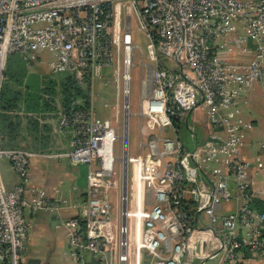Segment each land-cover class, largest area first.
I'll return each instance as SVG.
<instances>
[{
	"label": "built area",
	"instance_id": "1",
	"mask_svg": "<svg viewBox=\"0 0 264 264\" xmlns=\"http://www.w3.org/2000/svg\"><path fill=\"white\" fill-rule=\"evenodd\" d=\"M116 6L126 8L118 37ZM133 15L152 63L150 82L141 80L138 114L156 132L147 155L128 159L136 172L135 211L125 208L118 228L106 194L115 162L110 120L97 114L92 97L83 107L59 111L57 130L69 136V148L51 156L85 165L90 185L86 200L75 205L77 214L60 222L71 256L79 263L89 255L99 264H182L186 256L201 264L211 258L237 264L245 252L264 257V213L252 203L248 165L235 156L244 126L226 121L224 141L212 137L190 151L175 136L165 137L174 121L191 119L198 106L219 122V105H232L244 85L264 79V0H0V86L8 55L19 54L27 63L73 75L94 92L103 68L120 55L123 109L129 112L133 53L137 49L141 60L144 54L133 43ZM238 46L253 57L232 58ZM34 155L0 149V160L7 159L19 178L12 189L0 181V263L20 264L26 212L57 214L69 205L30 184Z\"/></svg>",
	"mask_w": 264,
	"mask_h": 264
},
{
	"label": "crops",
	"instance_id": "2",
	"mask_svg": "<svg viewBox=\"0 0 264 264\" xmlns=\"http://www.w3.org/2000/svg\"><path fill=\"white\" fill-rule=\"evenodd\" d=\"M243 32V29H237L235 34L239 35ZM240 50H242L241 47H235L234 55L232 58L236 60L247 61L253 57L252 52H246L244 54ZM118 58V65H120L119 67H121V56L119 55ZM147 60L148 62L146 63L143 62V58L140 61V84L141 80L143 79H145L147 83H149L151 79L152 63L149 61L148 58ZM160 61L161 65H163L164 67L168 69L172 68V65L166 59L160 58ZM24 62L27 65L29 64L28 67H30L32 64L30 62ZM32 66H34V64ZM118 72L120 73V82L122 83V86L120 85L121 83L118 82L116 84H110L111 79L108 77L105 78L104 81L102 80V83H100V81L96 86L95 92L97 93L95 95V105L97 108V114L100 117V114H102V112L107 113V108L110 104L107 101L102 102V99H100L99 96L103 95L105 97H108L114 94L118 96L122 93V68L121 70H118ZM110 85L114 86V92L112 94L108 93L109 91H107V88H111ZM259 88H262L264 90V79L259 81H252L249 84L244 85L238 92V95L236 96L232 105L226 108L219 105V122L217 123L211 122L209 118V110L207 107L198 106L197 108L203 110L207 116L204 125L194 126V124L190 122V117H188V125H186L187 117L184 120H176L173 122V130L165 132V137L172 138L173 136H175L180 142L182 149L184 151H190L195 146H203V143L210 138L212 140V137H215L213 141H224L228 136V127L225 123L226 121H228V123L230 124H235L237 122L242 124L244 128H240V130L244 133V138H242L241 143L237 148L235 156L239 161L244 162L248 165V174L251 180V193L253 196V205L255 206V203L259 202L262 205V208H264V121L261 122L259 128H257L256 126L258 124V121L255 118L251 117L249 113H246L245 117L242 109V106L245 101L247 106L248 101L253 98V94H256L257 89ZM129 97L128 102L130 105ZM122 98L123 102L121 104V107L118 108L117 114L123 113V121L122 123H120V126L117 125V129L114 126L112 127L114 128V131L115 129L119 130L120 128H123V141L126 145L127 152L124 163L125 166H127L126 164L129 163V158L138 157L139 155H147V153L149 152V147L147 145L148 141L145 137L148 132L144 135V128H147L153 133H155L156 131L155 129H151L148 127L147 118L139 115L138 112H136L134 116L137 119V137L135 147L131 153L129 150L127 138L129 131L128 118L131 113L130 109L129 112H125V110L123 109V94ZM137 108L139 111V99L137 102ZM19 114L21 119L20 125L16 131L17 137L14 139L13 143L25 148V151L38 154L30 157L29 160L28 174L30 177V184L35 186L36 188L45 190V192L50 196L57 195L66 198L69 204L68 207L62 208L57 214H48L46 212H26L25 216L28 222V230L25 238V250L21 255L22 263L99 264L96 259L89 255H84L83 259L79 263L75 262L70 254L66 233L64 229L60 226V222H62V220L73 217L77 214V208L75 205L81 204L86 200L87 191L89 190L90 185L87 177L86 166L80 164H69L68 161H66V166L60 167L59 164L52 165L50 162L53 160H57V162H59V160L65 158L63 156L53 157L51 155L65 154V152H67L69 148V136H65L61 133L60 130H57L56 125L58 121V111L47 113V115H56V119L54 121L49 120L48 122H46V120H48L47 116L45 119L42 117H38L40 122V131L38 133L29 130V125L27 124V121L24 119V117H22L21 113ZM190 115L191 114H189V116ZM183 123L186 131L189 134L190 143L188 141H182L179 137V133L181 132V127ZM43 124H48L50 126L51 130L49 133L43 132L41 130L43 128ZM191 125L194 126L195 130H191ZM43 136H46V138H41ZM34 137L39 138L40 140L36 141ZM42 145H44V149L40 148V146ZM47 155H50L51 157ZM167 159L170 160L171 158ZM219 159H223V156H220ZM213 168L214 165H211L209 169L212 170ZM0 181L6 189H12L19 182L18 176L11 169L9 161L7 159L0 160ZM129 181L131 182L130 173H128L127 176V182L129 183ZM119 185L120 183L118 181V178H116L115 183L112 184L111 188H114V190H118ZM132 186L133 189L136 188L135 179H133ZM56 191L58 193H56ZM125 191L126 190L124 188L123 194L126 193ZM187 198L190 200L189 196ZM125 208L126 206L123 203V213L125 212ZM123 223H125L124 216ZM185 258L187 259V262H189L188 257L186 256ZM211 259L214 260L215 258ZM216 264H218V259ZM242 264H264V257H248L246 258V261Z\"/></svg>",
	"mask_w": 264,
	"mask_h": 264
},
{
	"label": "rangeland",
	"instance_id": "3",
	"mask_svg": "<svg viewBox=\"0 0 264 264\" xmlns=\"http://www.w3.org/2000/svg\"><path fill=\"white\" fill-rule=\"evenodd\" d=\"M126 12V8L122 6L121 8L119 6H116V15H115V27H116V36L118 37L119 33L123 30V15ZM134 14H137V10L134 11ZM131 35L133 37V43L140 48H142L144 54H143V62L146 63L148 62L146 58V39L143 35V33L140 30V24H139V19L137 18L136 15H133L131 19ZM248 47H251L250 44H248ZM117 54V51H116ZM134 63L133 67L130 69V83H129V89H130V113L131 115L128 118V124H129V131H128V145H129V150L132 153L135 143H136V137H137V119L134 116L136 112H138L137 108V102L139 99V94H140V77H141V67H140V61L141 57L139 54V51L136 49L134 51ZM117 62L118 59L116 57L115 59V64L111 68H103L102 70V80L104 81L105 78H110L111 82L110 84H116L121 83L120 82V73L118 72V67H117ZM34 64V66H32ZM29 65V64H28ZM22 60V58L19 56V54H10L7 57V67H9L12 70H15L16 68L19 69H25L26 70V76L25 80L29 82H33L32 80L34 79L33 74L39 73L41 75H46V76H51L54 78L57 75H62L59 73H52V71L46 66V65H41L37 62H33L30 67ZM6 69V68H5ZM3 80V78H2ZM76 82L79 84V86L83 89H87V95L92 97L93 104L96 103V98L95 95L97 92H93L90 89H88L82 82H79L77 79H75ZM102 80L100 83H102ZM122 86V83L120 84ZM111 88H107L108 93H113L114 92V86L110 85ZM121 88V87H120ZM106 91V92H107ZM101 101H107L109 102V107L107 108V113L102 112L101 117L103 118H108L110 119V122L112 126L115 128L120 126V123L123 121V113L117 114V110L119 107H121V104L123 102L122 98V93L118 96L116 94L105 97L103 95L99 96ZM99 100V99H98ZM100 101V100H99ZM76 104H79L80 106L85 105V100H78ZM56 107L58 108V114L57 117H59V109L60 103L59 101L56 102ZM243 109V114L246 117V113H249V115L253 118H255L258 121L257 128H259V125L261 122L264 121V90L262 88L257 89L256 94H253V98L250 99L247 103L246 106V101L242 106ZM46 122L49 120L54 121L56 119V115L49 114L47 115ZM207 116L203 110L200 108H197L192 115L190 122L196 125H204L206 122ZM117 129V128H116ZM115 129V140L113 144V151H114V157H115V162H114V167H113V175L106 180L107 181V186L109 187L108 190L106 191L107 194V200L108 203L111 205V211H112V221L117 225L119 228L122 223H123V203L126 206V212L133 213L134 210V204H135V195H136V188L133 189L132 183L133 179L136 178V172L135 168H133L132 163L126 164L125 166L124 160L125 156L127 155L126 152V145L123 141V128H120L119 130ZM148 132V133H147ZM147 133V134H146ZM153 132L149 131L147 128H144V135L146 134V140L149 141V137L151 136ZM179 137L182 141H188L189 140V134L186 131L184 127V123L182 124L181 127V132L179 133ZM117 158V159H116ZM67 159L62 158L57 162V160L50 161L52 165L59 164L60 167L66 166ZM128 167V168H127ZM128 173H130V178L131 182H127V176ZM116 178H118V181L120 183L119 189L114 190L112 189L111 186L112 184L115 183ZM125 188V194H123V190ZM83 203V202H82ZM81 203V204H82ZM132 216H129L126 218V222H131ZM118 228H117V238H118ZM23 250L21 251V255L23 254L25 250V240H23ZM217 259L215 258L214 260L210 259L205 261L203 264H216ZM20 264H23L22 261L20 260ZM183 264H201V261L193 260L187 262V259H183Z\"/></svg>",
	"mask_w": 264,
	"mask_h": 264
},
{
	"label": "trees",
	"instance_id": "4",
	"mask_svg": "<svg viewBox=\"0 0 264 264\" xmlns=\"http://www.w3.org/2000/svg\"><path fill=\"white\" fill-rule=\"evenodd\" d=\"M59 74L62 75L56 74L52 78L35 73L33 82H29L25 80V69L12 70L6 66L0 86V149L25 150L13 143L20 125L19 113L27 121L29 130L38 133L40 131L38 117L45 119L47 113L58 111L56 102L60 103L59 109L83 107L76 104L78 100H85V104L89 103L87 89L81 88L73 75ZM42 127L43 132L49 133L51 130L48 124H43ZM41 138H46V136ZM34 139L40 140L36 137ZM40 148L44 149V145ZM254 207L258 212H264V208L259 202H256ZM248 257L252 256L245 252L244 261L237 264L244 263Z\"/></svg>",
	"mask_w": 264,
	"mask_h": 264
},
{
	"label": "water",
	"instance_id": "5",
	"mask_svg": "<svg viewBox=\"0 0 264 264\" xmlns=\"http://www.w3.org/2000/svg\"><path fill=\"white\" fill-rule=\"evenodd\" d=\"M188 117H189V114H188V116L186 118V125H188Z\"/></svg>",
	"mask_w": 264,
	"mask_h": 264
}]
</instances>
